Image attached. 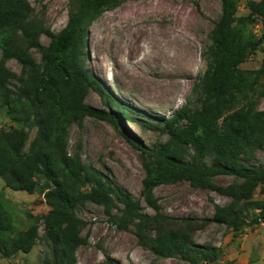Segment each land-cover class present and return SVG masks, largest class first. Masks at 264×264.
<instances>
[{
	"label": "trees",
	"instance_id": "16d2710c",
	"mask_svg": "<svg viewBox=\"0 0 264 264\" xmlns=\"http://www.w3.org/2000/svg\"><path fill=\"white\" fill-rule=\"evenodd\" d=\"M123 1L77 0L66 27L54 33L28 0H0V108L17 124L0 133V179L8 188L29 194L38 191L39 177L59 179L44 193L50 210L41 216L28 213L31 226L26 230L16 229L11 206L0 192V255L4 258L29 253L40 238L42 224L52 248L51 264H76L77 249L87 244L81 235L87 222L76 214L85 203L103 207L108 221L119 229L134 228L139 245L155 256L189 264H209L220 257L217 248L193 241L208 224L238 231L247 225L251 209L257 212L249 225L264 222V200H254L256 190L264 185V164L255 162L256 153L264 152V110L258 109L264 97V61L257 70L241 68L251 55L264 50V0H248L247 16H238L240 0H221V16L203 52L205 72L186 102L169 118L157 120L166 141L152 148L132 142L141 151L142 196L153 214L143 212L139 199L84 164L79 153L69 152L73 125L89 117L117 127L120 123L117 113L86 103L91 90L103 98L104 90L85 61L92 23ZM256 23L263 28L260 37L249 30ZM42 36L50 40L48 45L41 42ZM32 50L40 54V62ZM8 60L21 66L19 75L8 69ZM107 98V106H117L130 119L121 103ZM221 175L241 182L219 186L214 179ZM179 182L215 191L232 202L217 207L209 219L166 215L154 191Z\"/></svg>",
	"mask_w": 264,
	"mask_h": 264
},
{
	"label": "rangeland",
	"instance_id": "374dc122",
	"mask_svg": "<svg viewBox=\"0 0 264 264\" xmlns=\"http://www.w3.org/2000/svg\"><path fill=\"white\" fill-rule=\"evenodd\" d=\"M35 15L54 33L62 31L70 15L76 11L77 0H28ZM248 0H240L238 16H247ZM257 2L261 0H255ZM222 13L221 0H125L96 19L89 31L86 66L104 90V98L91 90L86 103L105 112L117 113L120 123L86 118L69 130L68 150L79 153L84 164L93 167L117 187L125 189L141 202L145 213L153 214L142 196L145 170L141 151L132 142L152 148L166 141L157 120L169 118L191 96L199 77L206 70L203 52L210 43L209 34ZM249 30L260 37V23ZM48 45L50 40L41 37ZM40 62V54L32 50ZM264 61V50L251 55L242 65L257 70ZM8 69L21 73L15 60L6 62ZM107 95L121 103L130 119L119 113L117 106H107ZM198 95L192 96L196 102ZM106 101V102H105ZM258 109L264 110V97ZM17 124L0 108V133ZM35 131L31 133L30 141ZM28 149V145H27ZM256 163L264 164V152L256 153ZM219 186L240 183L232 176L214 179ZM59 183L56 176L38 178V191L29 194L14 191L0 179V192L9 202L17 230L31 226L27 214H47L50 207L44 193ZM160 210L173 217L211 218L217 207L232 200L215 191L198 188L188 182L167 184L155 189ZM254 200H264V185L258 187ZM243 207V205L241 206ZM255 210L248 211L247 225L236 231L223 224L210 223L193 236L196 244L217 248L220 257L209 264H264V222L249 225ZM76 214L87 222L81 235L87 244L76 251V264H189L180 258H161L139 245L134 228L129 231L112 225L103 207L92 203L79 206ZM40 238L29 253L20 252L10 258L0 255V264H51L52 248L39 227Z\"/></svg>",
	"mask_w": 264,
	"mask_h": 264
}]
</instances>
